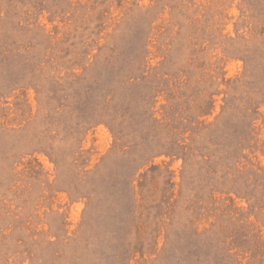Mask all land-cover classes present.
Wrapping results in <instances>:
<instances>
[{
    "label": "rangeland",
    "instance_id": "1",
    "mask_svg": "<svg viewBox=\"0 0 264 264\" xmlns=\"http://www.w3.org/2000/svg\"><path fill=\"white\" fill-rule=\"evenodd\" d=\"M0 264H264V0H0Z\"/></svg>",
    "mask_w": 264,
    "mask_h": 264
}]
</instances>
